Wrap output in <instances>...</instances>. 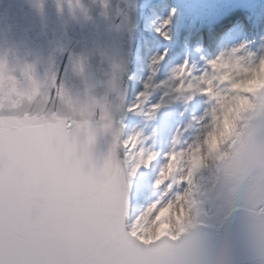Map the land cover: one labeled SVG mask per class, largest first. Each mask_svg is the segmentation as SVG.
Segmentation results:
<instances>
[{
  "label": "snow or ice",
  "instance_id": "6c2138e0",
  "mask_svg": "<svg viewBox=\"0 0 264 264\" xmlns=\"http://www.w3.org/2000/svg\"><path fill=\"white\" fill-rule=\"evenodd\" d=\"M0 264H264V0H0Z\"/></svg>",
  "mask_w": 264,
  "mask_h": 264
},
{
  "label": "rangeland",
  "instance_id": "374dc122",
  "mask_svg": "<svg viewBox=\"0 0 264 264\" xmlns=\"http://www.w3.org/2000/svg\"><path fill=\"white\" fill-rule=\"evenodd\" d=\"M141 228H142V231L140 235H143L142 237H146L147 238L146 241L156 239L157 237L163 234L171 236L166 231L167 225H165L164 223H154L149 218H145L144 221H142ZM171 237L175 238L174 236H171Z\"/></svg>",
  "mask_w": 264,
  "mask_h": 264
},
{
  "label": "water",
  "instance_id": "95a60500",
  "mask_svg": "<svg viewBox=\"0 0 264 264\" xmlns=\"http://www.w3.org/2000/svg\"><path fill=\"white\" fill-rule=\"evenodd\" d=\"M41 210H42V208H41V204H40V203H34V204L32 205V207L30 208L29 211H30V214L32 215L33 218H38L39 215H40V213H41ZM163 235H166V234H163ZM163 235H161V236H163ZM178 235H179V234H178ZM161 236L157 237L156 239L149 240V241H147V242L140 240L138 237H136V239H137L141 244H143V245H145V246H148V245L154 243L155 241L159 240V239L161 238ZM49 237H51V239H57V238L59 237V234H57V233H55V232H52V233L49 234ZM62 238H64V239H76V237H75L74 234H73V235H70V236H63ZM169 238H170V239H175V238H173V237H171V236H169ZM248 256H249V258L251 257V252H249ZM242 258H243V257H242Z\"/></svg>",
  "mask_w": 264,
  "mask_h": 264
},
{
  "label": "bare ground",
  "instance_id": "6f19581e",
  "mask_svg": "<svg viewBox=\"0 0 264 264\" xmlns=\"http://www.w3.org/2000/svg\"><path fill=\"white\" fill-rule=\"evenodd\" d=\"M142 236H143V235H139V236H137V237H138L140 240H143V241L147 242V241H146L147 238H146V237H142Z\"/></svg>",
  "mask_w": 264,
  "mask_h": 264
},
{
  "label": "clouds",
  "instance_id": "9594fccd",
  "mask_svg": "<svg viewBox=\"0 0 264 264\" xmlns=\"http://www.w3.org/2000/svg\"><path fill=\"white\" fill-rule=\"evenodd\" d=\"M47 239L51 240V237L48 236Z\"/></svg>",
  "mask_w": 264,
  "mask_h": 264
}]
</instances>
